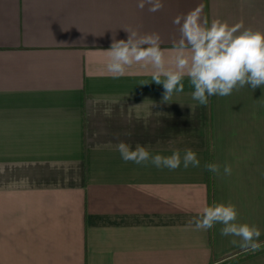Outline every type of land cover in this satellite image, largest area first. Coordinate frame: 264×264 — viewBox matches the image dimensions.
<instances>
[{
  "label": "crops",
  "instance_id": "0c3cea01",
  "mask_svg": "<svg viewBox=\"0 0 264 264\" xmlns=\"http://www.w3.org/2000/svg\"><path fill=\"white\" fill-rule=\"evenodd\" d=\"M163 2L152 13L137 0H0V264H223L234 237L188 224L218 202L264 239V86L199 106L185 77L164 101L150 65L114 79L105 51L156 32L167 60L173 18L199 5L208 22L264 32V0ZM120 141L190 148L200 166L125 162ZM230 264H264V250Z\"/></svg>",
  "mask_w": 264,
  "mask_h": 264
},
{
  "label": "clouds",
  "instance_id": "9594fccd",
  "mask_svg": "<svg viewBox=\"0 0 264 264\" xmlns=\"http://www.w3.org/2000/svg\"><path fill=\"white\" fill-rule=\"evenodd\" d=\"M148 4V11H160L163 0H137L140 9ZM203 5L186 14L173 18L178 26L179 39L173 42L172 54L166 60L160 47L159 33L143 35L133 30L127 40H114L107 52L106 68L115 78L125 74L126 67L133 64L151 66V81L162 84L163 100L169 101L172 94L183 92L187 77L193 88L192 99L199 106H207L209 97L228 96L236 88L250 86L251 89L264 86V32L245 27L243 22L229 24L227 21L202 19ZM120 157L125 162L137 165L150 162L157 168L175 170L181 165L199 167L200 160L192 149L179 150L170 155L153 154L142 145L133 148L120 141L116 145ZM211 173L219 175L221 167L215 163L205 165ZM223 174L230 175L231 167L224 165ZM238 211L234 204L218 202L205 204L188 221L195 230L207 231L219 224L222 236L234 237L233 245L245 252L261 250V231L255 225L238 221Z\"/></svg>",
  "mask_w": 264,
  "mask_h": 264
},
{
  "label": "trees",
  "instance_id": "16d2710c",
  "mask_svg": "<svg viewBox=\"0 0 264 264\" xmlns=\"http://www.w3.org/2000/svg\"><path fill=\"white\" fill-rule=\"evenodd\" d=\"M210 158V157H209ZM208 158V163H210V159ZM209 179H211V177L209 176L208 177ZM260 242H262V245H264V239L263 240H260ZM262 250H264V246H262V248H261V250H259V251H257V252H260V251H262ZM257 252H255V253H257ZM251 254H254L253 252H245V251H243L241 248L240 249H238V250H236V251H234L233 253H231V255H232V257H230L229 259H228V261L226 262V263H223V264H230V263H232V262H235V261H237V260H239V259H241V258H243V257H246V256H249V255H251Z\"/></svg>",
  "mask_w": 264,
  "mask_h": 264
}]
</instances>
